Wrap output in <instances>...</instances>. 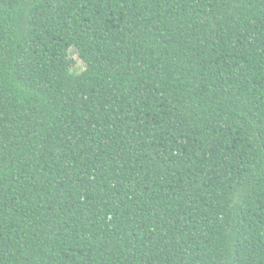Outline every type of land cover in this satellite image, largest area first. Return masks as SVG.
<instances>
[{
	"label": "trees",
	"instance_id": "trees-1",
	"mask_svg": "<svg viewBox=\"0 0 264 264\" xmlns=\"http://www.w3.org/2000/svg\"><path fill=\"white\" fill-rule=\"evenodd\" d=\"M0 264H264V0H0Z\"/></svg>",
	"mask_w": 264,
	"mask_h": 264
},
{
	"label": "rangeland",
	"instance_id": "rangeland-1",
	"mask_svg": "<svg viewBox=\"0 0 264 264\" xmlns=\"http://www.w3.org/2000/svg\"><path fill=\"white\" fill-rule=\"evenodd\" d=\"M70 56L75 61V70L79 69L81 66L83 67L82 61L77 57L74 50H71Z\"/></svg>",
	"mask_w": 264,
	"mask_h": 264
},
{
	"label": "clouds",
	"instance_id": "clouds-1",
	"mask_svg": "<svg viewBox=\"0 0 264 264\" xmlns=\"http://www.w3.org/2000/svg\"><path fill=\"white\" fill-rule=\"evenodd\" d=\"M76 71L82 72L84 71V68L81 66L79 69H77Z\"/></svg>",
	"mask_w": 264,
	"mask_h": 264
}]
</instances>
